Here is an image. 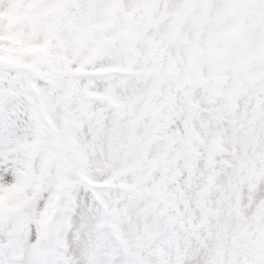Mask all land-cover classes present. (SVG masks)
<instances>
[{
  "label": "snow or ice",
  "instance_id": "obj_1",
  "mask_svg": "<svg viewBox=\"0 0 264 264\" xmlns=\"http://www.w3.org/2000/svg\"><path fill=\"white\" fill-rule=\"evenodd\" d=\"M0 264H264V0H0Z\"/></svg>",
  "mask_w": 264,
  "mask_h": 264
}]
</instances>
